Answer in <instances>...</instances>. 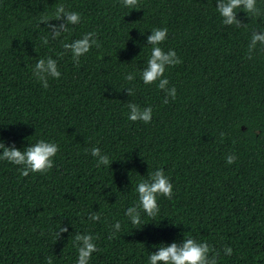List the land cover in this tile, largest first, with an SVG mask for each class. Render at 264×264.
Listing matches in <instances>:
<instances>
[{
	"label": "trees",
	"instance_id": "trees-1",
	"mask_svg": "<svg viewBox=\"0 0 264 264\" xmlns=\"http://www.w3.org/2000/svg\"><path fill=\"white\" fill-rule=\"evenodd\" d=\"M59 2L82 19L45 44L47 28L36 18ZM237 15L239 28L221 24L215 0H138L131 10L121 0H0V139L17 148L37 138L59 146L43 174L21 176L19 166L0 161V264H73L74 232L85 230L99 249L89 264H145L152 245L185 234L219 251L217 264H264V46L247 55L264 14ZM153 26L168 28L160 46L181 58L164 73L177 90L168 103L155 82L123 78L146 61ZM87 31L100 47L76 65L61 41ZM48 55L61 77L43 88L31 66ZM133 85L128 96L122 88ZM128 101L152 105L151 121H129ZM93 145L114 160L109 168L96 167ZM157 166L173 195L158 196L159 215L133 228L123 210L139 175ZM91 209L99 220H88ZM114 219L122 230L109 239ZM60 226L68 230L57 238Z\"/></svg>",
	"mask_w": 264,
	"mask_h": 264
},
{
	"label": "clouds",
	"instance_id": "clouds-1",
	"mask_svg": "<svg viewBox=\"0 0 264 264\" xmlns=\"http://www.w3.org/2000/svg\"><path fill=\"white\" fill-rule=\"evenodd\" d=\"M122 6L131 10L138 6V0H121ZM264 3V0H215V11L223 25H235L240 27L241 18L238 12H243L244 16L260 17L264 14V9L258 7V4ZM39 24L47 28V32L42 37V42L47 44L49 38L56 40L61 38L62 34L70 32L72 26L81 22L82 15L80 12L66 7L63 2L55 5L54 9L44 12L37 18ZM57 21L58 23H51ZM146 37V45H151L149 54L143 66L124 73L126 82L134 81L137 76L144 84L156 83V87L162 90L165 95L163 103H168L169 98H176V87L169 84V79L164 75L166 68H171L181 63V58L177 55L175 49L168 48L165 50L160 45L167 39L168 28L166 26H153ZM257 44L264 46V29L253 30L247 43V55L251 58L253 50ZM100 47L95 31H87L79 37L68 40L62 38L61 47L70 53L74 64L79 65L81 58L93 47ZM60 52L57 56L64 55ZM32 77L39 81L43 88L48 87L49 78L61 77V71L58 67L57 58L51 55L40 57L31 66ZM127 95H134L135 86L122 88ZM127 119L129 121H141L149 123L153 115L152 105L141 106L138 103L127 102ZM223 135V133H221ZM59 150L56 142L37 138L34 143H28L22 148H17L14 144H6L0 139V161H7L13 165L19 166L17 171L21 176H26L29 172L46 173L53 167L54 157ZM90 155L95 158L97 168L107 166L111 161L110 155L102 152L98 146H91L88 149ZM236 159L235 153L227 154L225 160L232 164ZM134 191L136 198L123 210V217L133 227L141 228L148 222L144 217L155 218L160 213V204L158 196L171 197L173 195V183L169 175L162 167H155L147 175H139L135 182ZM88 220L97 221L100 219V213L97 210H90L86 213ZM132 228V229H133ZM109 239L115 237L122 230L121 219H114L109 226ZM66 226H60L56 229L55 235L58 238L60 233L66 232ZM95 233L90 231H76L72 239V246L75 248L76 256L73 264H89L93 253L97 252L98 245ZM144 247V245H143ZM154 251L146 252L145 264H217V258L220 256L219 251H214L212 246L205 240H197L191 235L185 234L179 242H160L152 245ZM145 250V248H144ZM224 256L232 254L230 245L222 246ZM50 264V261H49Z\"/></svg>",
	"mask_w": 264,
	"mask_h": 264
}]
</instances>
